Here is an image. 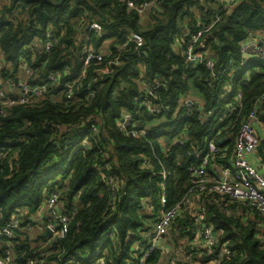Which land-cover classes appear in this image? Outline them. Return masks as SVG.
I'll return each instance as SVG.
<instances>
[{
  "label": "trees",
  "instance_id": "trees-1",
  "mask_svg": "<svg viewBox=\"0 0 264 264\" xmlns=\"http://www.w3.org/2000/svg\"><path fill=\"white\" fill-rule=\"evenodd\" d=\"M223 9L209 0H0V79H16L26 65L41 78L32 85H48L50 73L60 75L61 83L49 84L44 100L0 112V228L15 218L21 223L14 240H0V253L12 244L16 264H94L99 258L107 264L140 263L136 247L147 244L164 210L162 194L170 209L187 192L189 152L202 147L214 130L230 134L224 133V145V136L216 139L231 152L254 109L264 122L263 65L240 68L234 93L220 104L228 76L209 87L210 72L185 64L178 51L199 24L209 27L220 18L203 40L216 72H221L230 58L241 59L244 41L264 36V0H233L228 11ZM92 24L100 26L101 34L88 30ZM50 34L58 44L47 52ZM130 34L144 39L145 74L136 44L128 43ZM86 40L94 52L105 55L101 63L91 64L85 77L77 78ZM116 60L120 65H109ZM107 69L111 73L105 74ZM141 76L154 88L161 84L155 99L147 98L162 108L159 117L148 115L137 103L147 97L139 85ZM67 82L76 83L72 98L64 88ZM239 92L242 104L235 102ZM189 99L202 103L206 114L220 109L210 118L185 116L179 110ZM230 103L237 105L235 112ZM126 112L135 115L130 130L139 137L120 127ZM181 135L185 146L177 143ZM258 152L257 163L264 164V139ZM165 171L170 174L166 183ZM260 171L264 175V168ZM56 192L64 213H78L65 239L49 241L46 219L40 226L36 217ZM207 206L206 221L232 248V257L219 264H264V218L247 213L240 203L231 205L230 215L217 205ZM194 237L191 215L182 212L146 264H160L168 255L169 264L177 251L178 264H201L183 256L196 254L184 248Z\"/></svg>",
  "mask_w": 264,
  "mask_h": 264
},
{
  "label": "built area",
  "instance_id": "built-area-1",
  "mask_svg": "<svg viewBox=\"0 0 264 264\" xmlns=\"http://www.w3.org/2000/svg\"><path fill=\"white\" fill-rule=\"evenodd\" d=\"M219 5H223V10L228 11L232 5L233 0H209ZM132 7V5H130ZM149 6H146V8ZM145 8V9H146ZM145 9H141L143 12ZM220 21L217 18L213 21L209 27H203L198 25L196 31L192 33L188 39L185 47H178V51L181 57L184 59L185 64L190 67L198 68L203 66L210 72L212 78L206 79V83L209 87H215L217 80L228 76V86L225 89L220 104H224L228 101V97L234 93L233 82L235 73L242 67L249 64H260L264 66V36H254L244 41L240 47L241 59L230 58L226 65L222 67L221 72H216V61L209 57L207 47L204 43V36L212 30V28ZM89 31H95L101 34L102 29L98 24H92L88 27ZM128 43H135V53L140 57L139 67L142 70V74H145V66L142 62L143 55L141 49L144 47V39L138 34H130L127 37ZM58 44V39L48 35L45 50L49 52L54 46ZM185 44V43H183ZM84 51L86 54L85 60L82 63V72L78 77H85L87 70L90 68L93 62L101 63L104 59L105 53L99 54L89 47L88 41L84 45ZM125 46L120 50L125 51ZM109 63V62H108ZM120 61L109 63L110 66L120 65ZM23 70V71H22ZM22 73L25 76V80L8 79L4 84L8 85L11 89L18 91V96L3 97L0 94V112L7 107L17 105H29L33 101L44 100L47 96L48 86L59 87L60 75L56 73H50L46 78V84L32 85V81L41 78L35 76V72L29 70L26 65L22 66ZM111 69L104 71L105 74L111 73ZM143 82L139 85L143 89V97L147 96L145 100L137 99L138 105L145 109L147 114L154 117H159L162 114V108L156 107L147 98H154L156 89L161 88V84L156 85V88L150 86L145 76L140 78ZM3 83L0 86L4 85ZM76 83L67 82L64 83V88L67 90L69 97H73V88ZM143 99V98H142ZM264 99V95L262 96ZM243 94L238 93L235 102L242 104ZM232 111L237 110L235 103L228 105ZM166 109V108H165ZM220 108L212 109L205 113L206 109L204 105L197 100L189 99L183 102L179 112H182L185 116H189L193 113L199 115H207L209 118L216 114ZM254 109L243 122L239 135L236 139V144L231 152L229 148L219 146L217 144L216 137L224 136L227 131H212L210 136L204 140L202 147L195 148L194 151L189 152L191 157L189 171V181L187 192L183 198L173 208H165L167 204L166 195L161 196L160 203L164 210H160L158 222L151 233L147 235V244L144 246L136 247L138 253L141 254L140 263L146 264L147 260L156 252L159 251L163 244V240L169 233L171 226L176 221L177 217L182 212H189L191 215V221L195 224V237L190 240L184 248H188L192 252H196L195 255L190 252L183 253L186 261L191 262L193 259H198L201 264H219L223 261L230 259L233 255L230 241L221 242L214 227L206 221L207 218V205H217L222 213L230 215L234 214V210L231 207L232 204L240 203L247 213L254 212L260 217L264 218V175L260 169L264 168V164H258L257 158H260L258 149L260 148L264 139V122L260 119L259 115ZM238 112V111H237ZM135 122V115L132 113L125 114L120 123V127L123 131L130 133L134 137L140 135L135 130H130V127ZM228 135H230L228 133ZM228 135H225L223 139H226ZM222 140V139H221ZM177 143L181 146L187 145L186 138L180 136L177 139ZM169 173L164 172L165 183L169 178ZM165 187V184H164ZM226 204V205H225ZM44 209L47 211L46 218V232L49 231L53 240H62L67 236L74 216L78 213L77 210H73L70 214L64 213L60 209V194L54 193L52 196H48L44 203ZM243 210L240 212L244 214ZM19 219L15 218L9 225L0 228V240L12 241L15 239L16 231L20 227ZM262 244L264 245V235L261 236ZM187 243V242H182ZM181 243V244H182ZM183 245V244H182ZM3 249V245H2ZM172 254L173 251H170ZM180 252L177 251L176 257H173L169 264H178ZM0 264H16L14 246L8 244V246L0 253ZM33 264V263H30ZM94 264H107L102 259H97Z\"/></svg>",
  "mask_w": 264,
  "mask_h": 264
},
{
  "label": "crops",
  "instance_id": "crops-1",
  "mask_svg": "<svg viewBox=\"0 0 264 264\" xmlns=\"http://www.w3.org/2000/svg\"><path fill=\"white\" fill-rule=\"evenodd\" d=\"M17 78H20V80H22V81L25 80V76L23 75L22 71L19 73V75H18ZM0 84H2L1 81H0ZM5 86L9 88V90H8V92H9L8 96H17L19 94L16 89H11L8 85H5V84L3 86H0V94H3V93L7 94V92L5 91ZM60 209L62 210V207ZM46 217H47V211L43 207V209L40 211V213H38V215L36 217V220H37L38 225H40V226L41 225H44ZM32 230H34V228L31 229V231ZM47 240L51 241L48 238H47ZM49 241H47V242H49Z\"/></svg>",
  "mask_w": 264,
  "mask_h": 264
},
{
  "label": "rangeland",
  "instance_id": "rangeland-1",
  "mask_svg": "<svg viewBox=\"0 0 264 264\" xmlns=\"http://www.w3.org/2000/svg\"><path fill=\"white\" fill-rule=\"evenodd\" d=\"M0 55H1V51H0ZM1 68H2V67H1ZM0 81H1V83H5V82L3 81V79H0ZM8 90H9V88L5 86V91L7 92V94L3 93V97H4V98H7V97H8V94H9ZM5 91H4V92H5ZM42 230H43V229H42ZM33 231H35V230H33ZM33 231H32V233H34ZM40 231H41V230H38L37 235L40 233ZM31 236H32V238H35L34 235H31ZM169 254H171V252H170ZM168 257H169V255L166 256V257H164V258H163L164 260H162V261L160 262V264H168V260H169Z\"/></svg>",
  "mask_w": 264,
  "mask_h": 264
},
{
  "label": "water",
  "instance_id": "water-1",
  "mask_svg": "<svg viewBox=\"0 0 264 264\" xmlns=\"http://www.w3.org/2000/svg\"><path fill=\"white\" fill-rule=\"evenodd\" d=\"M189 66H190V65H189ZM225 143H226V139H222V140L220 141V144H221V145H224ZM46 237H47V238H50V237H51V234H50L49 231L46 232Z\"/></svg>",
  "mask_w": 264,
  "mask_h": 264
}]
</instances>
